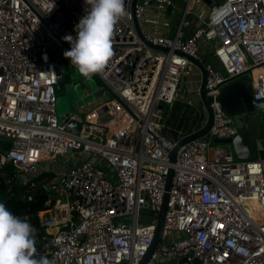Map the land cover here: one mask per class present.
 I'll list each match as a JSON object with an SVG mask.
<instances>
[{
	"label": "built area",
	"instance_id": "built-area-1",
	"mask_svg": "<svg viewBox=\"0 0 264 264\" xmlns=\"http://www.w3.org/2000/svg\"><path fill=\"white\" fill-rule=\"evenodd\" d=\"M53 2L0 0V170L12 167L10 177L28 200L38 187L48 194L32 225L45 231L48 258L53 264H139L172 168L161 240L146 264L179 258L264 264V158H239L231 143L213 141L238 132L219 99L223 86L247 77L252 98L264 100V0H125L114 55L98 74L101 96L84 115L60 116L56 89L65 61L71 62L63 55L71 44L62 38L77 35L87 5L55 0L47 12ZM150 5L153 13L146 14ZM203 46L216 63L204 57ZM189 56L204 65L213 120L170 161L182 135L168 137L161 119L178 98ZM72 120L80 127L70 126ZM142 208L151 221H141Z\"/></svg>",
	"mask_w": 264,
	"mask_h": 264
},
{
	"label": "clouds",
	"instance_id": "clouds-1",
	"mask_svg": "<svg viewBox=\"0 0 264 264\" xmlns=\"http://www.w3.org/2000/svg\"><path fill=\"white\" fill-rule=\"evenodd\" d=\"M54 4L55 0L47 12ZM86 5V14L75 26L77 35L62 39L71 44L63 55L82 76L90 78L103 74L108 66L114 55L115 26L127 12L125 0H86ZM35 233L27 217L13 214L0 202V264H53L47 256H36Z\"/></svg>",
	"mask_w": 264,
	"mask_h": 264
},
{
	"label": "water",
	"instance_id": "water-1",
	"mask_svg": "<svg viewBox=\"0 0 264 264\" xmlns=\"http://www.w3.org/2000/svg\"><path fill=\"white\" fill-rule=\"evenodd\" d=\"M136 0H133V4ZM141 1V0H140ZM211 5L215 4L218 0H204ZM170 12V5L167 6L166 13ZM136 28L138 33L142 36L138 20L135 19ZM157 48L166 49L160 45H154ZM190 61L197 64L201 71V81L199 87L196 89L195 94L199 96L201 100V104L203 105L206 115L204 123L197 129L182 135L179 137L172 149L169 152V160L174 161L176 158V154L178 149L191 140L202 137L209 130L212 120H213V108L211 106L210 100L211 96L206 94L205 91V69L204 65L201 61L189 56ZM92 77L98 81L103 83L98 74H93ZM65 86L64 78L59 79L58 87L63 88ZM98 95H93V98L90 99L92 101L96 100ZM219 99L221 100L223 108L231 113L235 119V123L238 127V132L233 138H214V142H229L232 144L234 153L239 158H251L254 157L258 151L256 140L260 139L263 133V123L261 121V115L264 114V100L256 101L252 98V90L250 87L249 79L247 77H240L225 86H223L220 90ZM70 111H65L63 113L68 114ZM70 126L79 128L80 123L78 121H70L68 123ZM173 170L169 169V172L166 177L165 182V192L163 195L161 206L157 213V221H156V229L155 234L152 240L151 245L149 246L147 252L142 257L139 264H146L149 256L159 244L162 236L164 218H165V210L168 199V189L172 182ZM42 187H38L35 189V192L41 191ZM24 191H21V196ZM44 217L48 218L49 213L46 212ZM195 263L198 261L195 259ZM77 264V263H73ZM169 264H187L185 258H179L177 261Z\"/></svg>",
	"mask_w": 264,
	"mask_h": 264
},
{
	"label": "rangeland",
	"instance_id": "rangeland-1",
	"mask_svg": "<svg viewBox=\"0 0 264 264\" xmlns=\"http://www.w3.org/2000/svg\"><path fill=\"white\" fill-rule=\"evenodd\" d=\"M177 1L180 4H184L185 0H173ZM160 14L162 16H166L165 12L160 10ZM172 26H175L178 22L177 15L174 13L171 16ZM214 43V41H211ZM208 59L213 63H216L215 58L212 55L208 56ZM66 67L62 70V75L65 81V86L63 88L57 87L56 89V98H57V113L60 116L65 111L77 112L78 114L84 115L86 110L80 109L81 105L84 103H89L93 98V95L101 96L103 91V83L96 81L92 76L90 78H86L82 76L75 65H71L70 61H65ZM201 76L199 74L194 75L189 68V65L186 68V71L181 75L179 81V88H182L190 95L191 103L183 102L184 109L181 108L178 110L177 105L173 108H169V106H165L163 117L161 119L163 125H168L169 117L172 115V125L175 128L180 129L181 131H186L194 126L195 118L192 119V116H195L196 119H204L205 120V109L201 104V100L198 95L194 94V92L190 91V89H194L195 85H197V81H200ZM189 81V84L188 82ZM189 86V88H188ZM85 87V89H84ZM188 88V89H186ZM87 91V93H86ZM179 93V92H178ZM177 102L180 104L182 99L180 98ZM182 107V106H181ZM204 109V110H203ZM204 111V112H203ZM183 114V116H179ZM261 121L264 124V114L261 115ZM171 122V121H170ZM163 126L162 130L168 137H172L173 135H178L176 130H169L167 127ZM264 127V125H263ZM264 131V130H263ZM68 155L60 160V164L65 165L68 162ZM141 221L149 222L151 221L153 215L147 211L146 208L141 209ZM148 213V215H146ZM170 262V260H169ZM167 261H159V264H165Z\"/></svg>",
	"mask_w": 264,
	"mask_h": 264
},
{
	"label": "trees",
	"instance_id": "trees-1",
	"mask_svg": "<svg viewBox=\"0 0 264 264\" xmlns=\"http://www.w3.org/2000/svg\"><path fill=\"white\" fill-rule=\"evenodd\" d=\"M6 174H3L0 170V202L4 203L5 206L15 215L20 217H27L28 221L32 225H38V211L44 208V201L48 194L46 192H35L33 199L28 200L25 195H20L24 189L17 186L12 176V167L6 166ZM10 178V179H9ZM36 245L37 248L36 256H47L43 249L46 248L43 237L45 235L44 229L36 230Z\"/></svg>",
	"mask_w": 264,
	"mask_h": 264
},
{
	"label": "crops",
	"instance_id": "crops-1",
	"mask_svg": "<svg viewBox=\"0 0 264 264\" xmlns=\"http://www.w3.org/2000/svg\"><path fill=\"white\" fill-rule=\"evenodd\" d=\"M153 2V1H152ZM151 4H153V3H151ZM151 13H153V6L152 5H150L147 9H146V14H151ZM165 14H167L166 12H165ZM160 33H162V34H166V33H169V31L168 30H165V29H160ZM200 43H201V45H203L204 44V41H202V40H200ZM202 50H203V54H204V57L205 58H208V56H209V52H208V49L206 48V46L204 47H202ZM189 68H190V71L194 74V75H197V74H199V76H201V71H200V69H199V67L197 66V64L196 63H194V62H190V64H189ZM200 81H201V78H200ZM200 81L198 82L197 81V85H195V87H194V89H190V91H192V92H194V94H195V91H196V89L199 87V84H200ZM188 82V84H189V81H187ZM188 88H189V86H188ZM188 88H186V89H188ZM84 89H85V87H84ZM179 89V93H178V98L174 101V103H172V104H170V105H167V106H169V108L171 107V108H173L174 106H175V104L177 105V107H178V110L181 108V110L182 109H184V105H183V102H189L190 101V103H191V99H190V95L186 92V91H184L182 88H178ZM86 90V89H85ZM86 93H87V91H86ZM182 99V102L180 103V104H178L177 102H179L178 100L179 99ZM90 104L89 103H87L85 106H82L81 107V109L82 110H84L85 109V107H87V106H89ZM182 106V107H181ZM204 110V109H203ZM204 112V111H203ZM179 116H183V114H180V112H179ZM172 115L169 117V120L171 121H169V123L170 124H168V125H164L165 127H167L169 130H170V128H172L173 129V131L174 130H176V132L178 133V135H176L175 134V136H180V135H183V134H185V133H189V132H191V131H193V130H195V129H197V128H199L203 123H204V119H196V117L195 116H192L191 118L192 119H194L195 118V123H194V126L193 127H191L190 129H188V130H186V131H181L180 129H178V128H175V126H173L172 124ZM171 129V130H172ZM170 130V131H171ZM263 130H264V127H263ZM166 134V133H165ZM256 144H257V149H258V151H257V153H256V155H255V157H261V158H264V131H263V133H262V135H261V137H260V139H257L256 140Z\"/></svg>",
	"mask_w": 264,
	"mask_h": 264
}]
</instances>
